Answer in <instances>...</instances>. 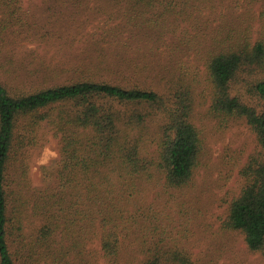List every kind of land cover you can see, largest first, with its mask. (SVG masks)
<instances>
[{"label": "rangeland", "instance_id": "rangeland-1", "mask_svg": "<svg viewBox=\"0 0 264 264\" xmlns=\"http://www.w3.org/2000/svg\"><path fill=\"white\" fill-rule=\"evenodd\" d=\"M188 3L155 0L149 6L125 0H82L68 5L59 0H0L1 81L29 91L37 84L93 78L168 95L171 83L181 77L195 89L193 121L203 138L201 162L189 184L167 189L159 174L137 183L138 223L118 254L104 256L95 228L79 232L80 228H67L63 221L51 254L43 253L42 245L35 242L42 215L35 214L32 205L40 192L56 185L61 158L60 135L44 121L10 168L13 186L32 198L23 213L20 240L35 244L36 253L25 254L38 264L50 260L53 264H141L147 246L162 236L163 229L169 244L190 252L196 264H264L262 252L250 250L239 231L222 224L230 200L244 184L240 169L259 146L245 120L224 121L209 112L204 64L215 36L222 38L238 29L248 31L253 40L264 36V0ZM232 93L249 104L257 103L243 83L235 84ZM163 122L161 115L152 114L139 131L149 151L155 148ZM60 246L67 248L66 261L56 251Z\"/></svg>", "mask_w": 264, "mask_h": 264}, {"label": "trees", "instance_id": "trees-1", "mask_svg": "<svg viewBox=\"0 0 264 264\" xmlns=\"http://www.w3.org/2000/svg\"><path fill=\"white\" fill-rule=\"evenodd\" d=\"M59 1L76 5L82 0ZM125 1L150 6L155 0ZM184 1L188 5L190 0ZM210 41L204 60L209 112L224 121L245 120L259 146L240 169L244 184L230 200L222 224L239 231L250 250L264 254V36L253 40L248 31L238 29ZM237 83L247 87L256 104L232 93ZM195 102L194 87L181 77L171 83L168 95L93 78L37 84L29 91L0 80V264H38L25 254L34 255L35 244L20 240L23 213L32 198L13 186L10 168L34 141L39 125L45 121L60 135L61 158L56 185L32 199L35 214L42 215L37 246L42 245L43 253L53 252L55 233L63 221L79 232L98 230L108 258L120 252L138 223L135 195L141 179L159 174L167 189L192 181L204 149L193 121ZM152 114L161 115L164 122L154 150L149 151L139 131ZM161 234L147 246L141 264H196L190 252L169 244L166 229ZM56 251L61 261L67 260L65 246ZM50 261L42 264H53Z\"/></svg>", "mask_w": 264, "mask_h": 264}]
</instances>
